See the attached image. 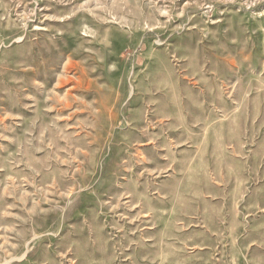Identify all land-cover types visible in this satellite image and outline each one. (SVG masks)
I'll return each instance as SVG.
<instances>
[{
	"label": "rangeland",
	"instance_id": "374dc122",
	"mask_svg": "<svg viewBox=\"0 0 264 264\" xmlns=\"http://www.w3.org/2000/svg\"><path fill=\"white\" fill-rule=\"evenodd\" d=\"M0 264H264V0H0Z\"/></svg>",
	"mask_w": 264,
	"mask_h": 264
},
{
	"label": "bare ground",
	"instance_id": "6f19581e",
	"mask_svg": "<svg viewBox=\"0 0 264 264\" xmlns=\"http://www.w3.org/2000/svg\"><path fill=\"white\" fill-rule=\"evenodd\" d=\"M67 59L69 60V58H67ZM68 60H67V61H68ZM64 61H65V60H64ZM69 61H70V60H69ZM69 61H68V62H69ZM72 64H73V63H72ZM72 64H71V66H72ZM62 65H63V66H62V68H63V67L65 66V64H62ZM107 66H108V65H107ZM67 67H68V65H67ZM108 67H109V66H108ZM64 68H65V67H64ZM69 68H71V67H69ZM65 69H66V68H65ZM62 70H63V69H62ZM80 70H81V69H80ZM60 71H61V70H60ZM63 71H64V70H63ZM70 71H71V70H70ZM81 71H82V70H81ZM63 73H64V72H63ZM60 77H61V76H60ZM65 77H66V75H65ZM57 78H59V76H57ZM61 78H63V77H61ZM64 79H65V78H64ZM67 79H68V78H67ZM59 80L61 81L62 79H59ZM69 80H71V78H70ZM56 81H58V80L56 79ZM60 81H58V82H60ZM61 82L64 84V81H61ZM65 82H66V81H65ZM55 84L58 85L59 83H55ZM55 84H54V85H55ZM54 85H53V86H54ZM53 86H52V87H53ZM55 86H56V85H55ZM57 87H58V86H57ZM51 90L53 91V89H51ZM53 92H54V91H53ZM65 93H66V91H65ZM66 94H67V93H66ZM66 94H63V96L61 97L62 100H64V98H65L64 96H65ZM69 94H70V93H69ZM56 95H57V94H56ZM46 96H47V95H46ZM57 96H58V95H57ZM58 97H59V96H58ZM48 98H49V97H48ZM64 101H65V100H64ZM64 101H63V102H64ZM65 104H66V103H65ZM68 104H69V103H68ZM68 104H67V105H68Z\"/></svg>",
	"mask_w": 264,
	"mask_h": 264
}]
</instances>
